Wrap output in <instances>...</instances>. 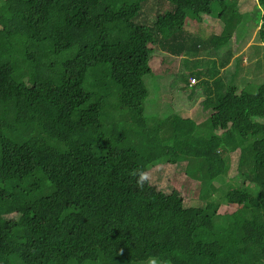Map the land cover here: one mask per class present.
Here are the masks:
<instances>
[{"label": "trees", "instance_id": "obj_1", "mask_svg": "<svg viewBox=\"0 0 264 264\" xmlns=\"http://www.w3.org/2000/svg\"><path fill=\"white\" fill-rule=\"evenodd\" d=\"M241 6L0 0V264H264V83L229 84L247 74L242 55L225 71ZM170 57L202 65L208 114L146 111L144 77L168 64L164 76ZM167 162L186 163L202 204L135 193Z\"/></svg>", "mask_w": 264, "mask_h": 264}, {"label": "rangeland", "instance_id": "obj_2", "mask_svg": "<svg viewBox=\"0 0 264 264\" xmlns=\"http://www.w3.org/2000/svg\"><path fill=\"white\" fill-rule=\"evenodd\" d=\"M239 2L242 5L240 7L241 12H247L248 15L245 16V23L243 22L242 25H240L239 29L236 31L237 37H235V39H233L232 41V46L235 50L239 47V52L236 53V55L232 58L225 71L230 67L232 72L234 70H237V68L234 69L232 67H235L236 57L242 55L243 64L240 70L243 71V73L247 74H245L244 77H235L233 82L229 83L235 85L239 83L240 87L242 88L243 86H246V84L251 85L252 79L260 81V83H264V76H255L254 73H251L255 69H257L258 72H264V43L258 35L260 26H252V21L255 23V25L258 24V22L256 23L255 19L260 20L259 22L262 23V14H264V11L261 9L262 12L259 14V16H251L249 12L252 11V8L256 7L257 0H239ZM255 11H257L256 8ZM216 23L218 28H222L221 21L217 20ZM187 26L194 27L192 21L190 20L187 21ZM251 27L253 28L252 30ZM170 58L171 60L175 61L176 64L170 62L171 64L175 65L172 67V69H169V72H165L164 76L159 75L158 73H163L164 68H166L168 64H161L159 69L158 64H156L155 66L152 65L153 68L158 71L144 77L145 83L151 93L150 98L145 101L146 111L153 115L157 114L159 116H168L171 113L181 114L183 110L189 111V109H193L194 105L192 104L197 101L198 98L202 97L203 92L199 90L198 87L190 89L184 88L185 86L183 85L180 86V83H182L183 81L185 82L187 78H191L192 76L197 77L196 72L198 74V71L196 70L202 69V65L199 64L198 66H193V64L190 63L195 60L192 59L189 60V64L182 65L180 60H176L174 57ZM252 64L254 67L250 69V66ZM221 70L223 69L221 68ZM208 80L210 82L212 81V79L210 78H208ZM191 91L195 92L190 93ZM152 94H158L159 96L154 97ZM195 109H197V113L202 112L203 109L205 110L204 113L206 114L210 112V109H205L204 107L202 108L200 106V101L197 102L194 110ZM187 114H189V112ZM239 154L240 152L237 151L234 154L231 153L229 157V176L227 180L220 184L221 187L219 188V192H221V194H226V191L228 190L227 187L234 182L233 179L238 174L239 159L241 156ZM146 171L147 172H145V175L142 177V179H140L142 181L141 184L146 186V188L142 186L138 187L137 185H135V187L139 189L135 190V193L140 195H149L152 192V189H150L149 187L153 186L167 194H172L176 191L181 192L186 201L192 202L188 204L203 203L200 195L202 183L199 180H195L187 175L186 163H158L154 166H151V168ZM149 182L151 185L149 184ZM238 182H240V179L238 180ZM129 186L132 187L134 186V184L131 183ZM244 199L246 198H243L241 202L244 201Z\"/></svg>", "mask_w": 264, "mask_h": 264}, {"label": "clouds", "instance_id": "obj_3", "mask_svg": "<svg viewBox=\"0 0 264 264\" xmlns=\"http://www.w3.org/2000/svg\"><path fill=\"white\" fill-rule=\"evenodd\" d=\"M192 79H195V81L193 82ZM199 81L200 80L197 77L187 78V80L185 82L183 81L182 83H180V86L183 85V86H185L184 88H190V89L197 88V84L199 83ZM194 92L195 91H191L190 93H194ZM202 100H203L202 97L201 98H198L197 101H195L192 105H194V107H195L196 104H197V102L200 101V106L203 108ZM189 111H193V109H189ZM187 113H188V110H183L181 114H183V115L186 114L187 115Z\"/></svg>", "mask_w": 264, "mask_h": 264}, {"label": "crops", "instance_id": "obj_4", "mask_svg": "<svg viewBox=\"0 0 264 264\" xmlns=\"http://www.w3.org/2000/svg\"><path fill=\"white\" fill-rule=\"evenodd\" d=\"M230 62H231V61H230ZM223 70H224V69H223ZM223 70H222V71H223ZM181 115H183V114H181ZM186 116H187V115H186V114H184L182 117L186 118Z\"/></svg>", "mask_w": 264, "mask_h": 264}, {"label": "built area", "instance_id": "obj_5", "mask_svg": "<svg viewBox=\"0 0 264 264\" xmlns=\"http://www.w3.org/2000/svg\"><path fill=\"white\" fill-rule=\"evenodd\" d=\"M192 81L194 82V81H195V79H192Z\"/></svg>", "mask_w": 264, "mask_h": 264}, {"label": "bare ground", "instance_id": "obj_6", "mask_svg": "<svg viewBox=\"0 0 264 264\" xmlns=\"http://www.w3.org/2000/svg\"><path fill=\"white\" fill-rule=\"evenodd\" d=\"M195 76H192L191 78H194Z\"/></svg>", "mask_w": 264, "mask_h": 264}]
</instances>
